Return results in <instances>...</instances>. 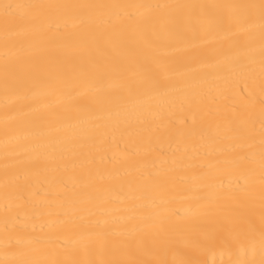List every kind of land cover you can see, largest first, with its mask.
<instances>
[{
    "label": "bare ground",
    "instance_id": "1",
    "mask_svg": "<svg viewBox=\"0 0 264 264\" xmlns=\"http://www.w3.org/2000/svg\"><path fill=\"white\" fill-rule=\"evenodd\" d=\"M0 264H264V0H0Z\"/></svg>",
    "mask_w": 264,
    "mask_h": 264
}]
</instances>
